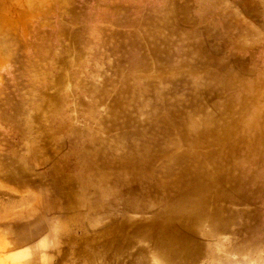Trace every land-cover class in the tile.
<instances>
[{
  "label": "rangeland",
  "instance_id": "374dc122",
  "mask_svg": "<svg viewBox=\"0 0 264 264\" xmlns=\"http://www.w3.org/2000/svg\"><path fill=\"white\" fill-rule=\"evenodd\" d=\"M0 264H264V0H0Z\"/></svg>",
  "mask_w": 264,
  "mask_h": 264
}]
</instances>
